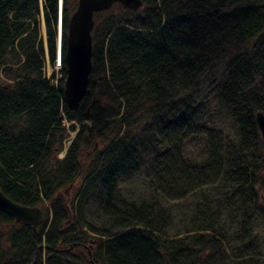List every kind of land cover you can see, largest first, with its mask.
I'll return each instance as SVG.
<instances>
[{"label":"trees","instance_id":"16d2710c","mask_svg":"<svg viewBox=\"0 0 264 264\" xmlns=\"http://www.w3.org/2000/svg\"><path fill=\"white\" fill-rule=\"evenodd\" d=\"M41 1L52 61L58 0ZM38 2L0 0V68L15 45L23 56L20 68L12 72L14 82L0 83V190L28 206L46 201L50 219L46 214L33 235L30 226L0 211V223L9 225L0 228V264L34 260L33 264H73L67 255L80 246L89 264H211L216 260L224 264L215 249L220 243L217 236L211 233L210 240L202 241L200 237L198 250L190 247L191 242L203 233L167 240L161 232L164 225L156 218L158 210L121 199L117 180L120 174L136 169L141 152L152 149L153 167L147 176L163 194L180 197L208 184L234 181L248 201L262 200L264 212V141L254 120L256 110L264 112V50L245 51L260 31L264 36V0H142L137 10L113 4L116 16L108 10L96 12L89 82L74 110L66 106L63 81L67 22L76 0H61L62 76L56 85L42 72V44L36 43L35 29L29 25L28 16L38 10ZM105 11L106 16L98 19ZM229 54L235 55L237 65L225 84L233 94L232 115L239 125L241 144L227 143L213 131L194 126L190 101L175 95L178 81L190 84L199 72L229 59ZM99 72L108 76L106 85L100 87L91 80ZM63 118L76 119L79 125L64 156L52 160V152L61 144ZM199 133L208 144L202 147L203 156L196 157L187 152L186 141ZM255 137L261 151L245 163L249 157L242 151ZM100 138L108 139L105 154L83 170L79 163L82 148H93ZM149 143L166 145L156 152L157 148H148ZM80 176L83 182L71 200L67 190ZM89 204L105 216L99 227L88 224L96 233L90 239L95 250L81 238L89 232L81 224ZM204 207L199 208V228H216L212 210L206 212V202ZM210 246L214 248L209 250Z\"/></svg>","mask_w":264,"mask_h":264},{"label":"rangeland","instance_id":"374dc122","mask_svg":"<svg viewBox=\"0 0 264 264\" xmlns=\"http://www.w3.org/2000/svg\"><path fill=\"white\" fill-rule=\"evenodd\" d=\"M106 10L109 11L108 14L117 15V11H114L111 7ZM43 11V2L40 0V3L38 2V10L28 16V19L30 20V28L33 27L35 29L36 43L40 42L42 44V72L46 77L47 71L50 69L51 61L49 59L47 47L48 25ZM108 11L100 14L98 19L105 17ZM50 28L52 30L51 24ZM30 31L32 30L30 29L29 32ZM263 40L264 36L257 39L254 44L250 43L247 45L245 51L251 53L256 50L263 51ZM15 53L17 55H15ZM17 56L20 57V61L18 62H16L18 59ZM22 57L16 45L13 50L10 48L7 56L8 62L0 68V83L14 82L15 79L13 78L12 72L16 68H20ZM234 57L235 55L229 54V59L225 57L224 60L221 59V62L206 67L203 71L199 72L195 80L188 85H186L183 80L178 81L175 95L176 98L180 95H184L188 98V101H190V109L194 110V117L192 118L194 126H199V129L202 128L213 131L214 135L217 134V136H220L222 140L227 143L241 144L239 140V125L232 115V104L230 99L233 94L227 91L228 84H225L228 81L229 73L233 71L232 67L237 65L233 62ZM107 78V73L102 72L98 74L95 73L91 76V80H93L98 87L106 85L105 82ZM252 85V83H249V88H253L251 87ZM24 123L25 120L22 118L20 124L23 125ZM61 123L64 126V129L61 131V144L52 152L50 156L52 160L61 159L64 156L79 125L76 119L68 121L63 118ZM201 136L200 133L194 134L186 141V150L190 155H195L196 157L203 156L205 150H202V147H205L208 143L205 137ZM107 140L108 139L100 138L94 142L93 148L88 145L82 146V156L80 157L79 163L83 170L84 168L91 167L93 162L97 161L98 158H101L100 156L105 154L108 147ZM165 145V143H162L153 146L149 143L148 148H157L156 152H159L163 150ZM260 147L261 143L257 138L251 141L250 147H244L245 150L242 151V154L246 153L249 159L251 158L250 160L247 159L245 163L251 160L253 161L258 151H261V149L259 150ZM235 149H239V147ZM154 151L155 150L148 149L147 152H141L139 158H136V169L119 175L117 182L121 199L131 201L135 206L148 204L153 209L158 210L156 218L161 225H164L161 232L162 234L164 232V236L167 237V240L171 238L175 239L177 236L183 237L189 235L188 237H194L196 234L203 233L200 236L194 237L193 239L195 240L191 242L190 247L198 250L199 247L201 249L202 246L199 238L201 237V241L206 237H208L206 239L210 240L211 237L209 234L213 233L220 239V243H218V247L215 249L219 251L222 256L220 259L223 258L222 261L224 264H264V212L261 205L262 200L259 201L254 198V201H248V197L243 195L242 187L237 185L236 182H230L228 180L215 182L207 186L205 185L202 189L187 191V194L180 197L165 195L159 189L157 190L155 183L147 176V170L153 167ZM236 155L237 152L234 151L233 156ZM188 158L189 156L186 155V160H188ZM82 182L83 178L80 176L69 185L67 191L70 192L69 198L71 200L73 196L76 198L80 190L78 184L80 185ZM205 202L206 205H209L206 212L212 210V215L216 219V228L203 230L198 226L202 219L199 214V208L205 209ZM39 206L42 209L43 221L37 226V229L44 223L46 214H49L48 220L50 219V207L48 203L44 201V204H40ZM68 212H70L69 214L72 216L73 213L71 208L68 209ZM84 213L85 221H81L82 230H89V236L84 235L85 238H81L85 241V245L89 242L91 249L95 250L94 245L90 243L92 242L90 239L95 238L96 233L91 232L88 224L99 227L100 224H103V221H105V216L96 211L93 204H89ZM8 226L9 225H2V223H0V228L2 229H7L9 228ZM77 233H79V231H77ZM212 248H214V246H210L209 250ZM82 252H86V250L84 247L80 246L76 252H72L75 255L70 252L67 256L70 257L69 260L73 264H89L87 256ZM201 252L202 254H206L205 250ZM217 253L218 252H215V254ZM102 257L98 255L97 258L101 263H104ZM94 258L96 257L94 256ZM210 259L212 260L213 257L211 256ZM167 260L168 258L163 259V261ZM217 263V260L211 262V264Z\"/></svg>","mask_w":264,"mask_h":264},{"label":"water","instance_id":"95a60500","mask_svg":"<svg viewBox=\"0 0 264 264\" xmlns=\"http://www.w3.org/2000/svg\"><path fill=\"white\" fill-rule=\"evenodd\" d=\"M119 4L129 10H137L142 0H76V5L67 22L64 63L66 76L63 81V97L66 106L74 110L84 96L91 71L92 28L94 14L106 10L113 4ZM260 31L254 38L256 42L262 35ZM256 127L264 141V112H254ZM0 211L12 216L16 221L29 225L33 235L42 221V211L37 206H28L14 202L0 190Z\"/></svg>","mask_w":264,"mask_h":264},{"label":"built area","instance_id":"2783aa9c","mask_svg":"<svg viewBox=\"0 0 264 264\" xmlns=\"http://www.w3.org/2000/svg\"><path fill=\"white\" fill-rule=\"evenodd\" d=\"M61 1V0H59ZM56 52L55 57L50 63V69L47 71L46 78H51V83L57 82L58 79L61 78L62 72H61V61H60V54H59V46H60V24L59 19L56 25ZM54 72V74H53Z\"/></svg>","mask_w":264,"mask_h":264},{"label":"bare ground","instance_id":"6f19581e","mask_svg":"<svg viewBox=\"0 0 264 264\" xmlns=\"http://www.w3.org/2000/svg\"><path fill=\"white\" fill-rule=\"evenodd\" d=\"M61 18H62V9H61ZM60 39H61V34H60ZM260 39V38H259ZM61 42H60V61H61ZM91 68H92V65H91ZM91 72V71H90ZM65 76H66V73H65ZM89 76H90V74H89ZM64 79H65V77H64ZM89 82V81H88ZM53 85H56L57 84V82H54V83H52Z\"/></svg>","mask_w":264,"mask_h":264},{"label":"flooded vegetation","instance_id":"af4514ba","mask_svg":"<svg viewBox=\"0 0 264 264\" xmlns=\"http://www.w3.org/2000/svg\"><path fill=\"white\" fill-rule=\"evenodd\" d=\"M37 207H39V208L41 209L40 206L37 205ZM41 211H42V209H41ZM14 220H15V219H14ZM15 221H16V220H15ZM42 221H43V215H42ZM42 221H41V222H42ZM16 222H18V221H16ZM20 223H21V222H20ZM28 226H29V225H28ZM36 233H37V232H36ZM35 235H36V234H35ZM34 261H35V260H34ZM34 261H33V263H34ZM33 263H31V264H33Z\"/></svg>","mask_w":264,"mask_h":264}]
</instances>
